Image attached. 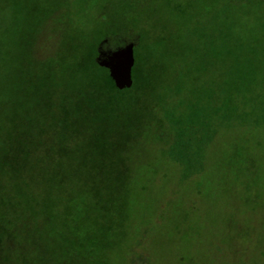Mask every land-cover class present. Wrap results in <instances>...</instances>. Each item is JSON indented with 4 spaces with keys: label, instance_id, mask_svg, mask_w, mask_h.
I'll list each match as a JSON object with an SVG mask.
<instances>
[{
    "label": "rangeland",
    "instance_id": "1",
    "mask_svg": "<svg viewBox=\"0 0 264 264\" xmlns=\"http://www.w3.org/2000/svg\"><path fill=\"white\" fill-rule=\"evenodd\" d=\"M55 9L57 20L48 17ZM120 15L143 39L135 46L136 63L147 51L156 72L166 69L172 91H201L204 101L220 89L222 59L231 70L242 60L250 67L253 37L264 36V0H0V137L28 135L30 122L39 127L33 136L43 137L45 117L31 109L38 97H28L32 73L37 91L44 75L33 53L52 63L64 35L99 40ZM189 72L197 76L194 85ZM155 80V96L143 99L149 114L165 92ZM185 98L165 107L188 105ZM155 136L139 138L136 152L103 166L100 178L72 161L39 178L29 170L44 164L26 157L19 175L0 173L6 190L0 201L15 207L0 221L10 231L20 222L28 230L14 234L27 257L6 248L7 264L58 262L61 247L86 255L82 241L93 248L89 264H130L140 247L150 264H264V133L225 130L208 149L204 173L188 181ZM120 168L129 174L119 177ZM17 192L34 196L38 206L50 202L56 212L26 208Z\"/></svg>",
    "mask_w": 264,
    "mask_h": 264
},
{
    "label": "trees",
    "instance_id": "2",
    "mask_svg": "<svg viewBox=\"0 0 264 264\" xmlns=\"http://www.w3.org/2000/svg\"><path fill=\"white\" fill-rule=\"evenodd\" d=\"M59 13L60 10L55 9L48 13V17L57 20ZM114 21L108 27V33L99 40L80 32L64 35L59 52L54 54L57 58L52 63L46 62V57L33 53V58L43 64L44 75L41 89L37 91L39 79L32 73L28 80L32 91L28 97H38L31 109L45 117V125L40 126L43 137L33 136L37 131L36 122L28 124L31 133L19 135L16 140L0 137V173L19 175L21 168L18 166L26 157L30 164H44L29 170L39 178L60 166L62 161H72L86 169L91 179L100 178L103 166L121 164L125 157L136 152L137 140L151 132L156 135L153 140L164 146L167 159L181 169L182 179L188 181L204 173L208 149L225 130L264 133V36L253 37L250 67L247 68L242 60L236 61L231 70L224 67L225 59H222L220 89L217 92L213 90L210 100L204 101L201 91H172L167 83L166 69L156 72L147 51L143 55V63H135L133 86L119 90L108 70L98 64L99 47L107 40L103 46L113 49L106 51L128 42H135L138 48L143 39L136 32L133 22L121 15L115 16ZM189 75L188 82L194 85L197 76L192 72ZM157 78L165 92L160 106L157 110L151 108L149 114L143 99L155 96ZM179 96L186 97L187 108L186 105L176 104L175 110L165 107ZM151 118L162 127L160 130ZM123 172L125 176L129 174L127 169L121 171L120 168L119 177ZM5 191L0 184V196ZM17 195L23 197L24 206L30 210L45 212L50 209L56 212L50 202L38 206L34 196L21 192ZM12 210L15 207L0 201V214H7V211L13 213ZM68 210L69 207H66L65 213L71 214ZM25 232L28 230L21 222L10 231L0 221V264L8 262L4 253L7 249H16L18 258L27 257L25 245L14 238L15 233ZM52 237L60 236L52 234ZM80 244L82 252L86 250L94 254L91 252L93 248L84 246V241ZM33 246L46 252L36 243ZM70 252L69 248L61 247L60 260L57 262L51 257L48 261L50 264H89L88 252L86 255ZM134 257L139 259V264H150V257L141 247ZM135 260L130 264H135Z\"/></svg>",
    "mask_w": 264,
    "mask_h": 264
},
{
    "label": "water",
    "instance_id": "3",
    "mask_svg": "<svg viewBox=\"0 0 264 264\" xmlns=\"http://www.w3.org/2000/svg\"><path fill=\"white\" fill-rule=\"evenodd\" d=\"M107 42L104 40L99 47L98 64L106 68L111 79L119 90L129 89L134 84L133 69L136 63L135 42H128L114 50L102 51Z\"/></svg>",
    "mask_w": 264,
    "mask_h": 264
},
{
    "label": "flooded vegetation",
    "instance_id": "4",
    "mask_svg": "<svg viewBox=\"0 0 264 264\" xmlns=\"http://www.w3.org/2000/svg\"><path fill=\"white\" fill-rule=\"evenodd\" d=\"M122 46H123V45H122ZM105 48H106V47H104V48L102 47L101 50H103V52H104V49H105Z\"/></svg>",
    "mask_w": 264,
    "mask_h": 264
}]
</instances>
